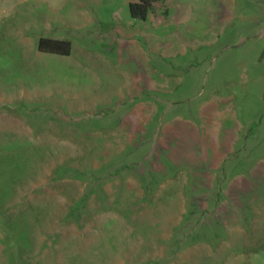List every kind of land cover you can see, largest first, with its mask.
<instances>
[{
	"label": "rangeland",
	"instance_id": "rangeland-1",
	"mask_svg": "<svg viewBox=\"0 0 264 264\" xmlns=\"http://www.w3.org/2000/svg\"><path fill=\"white\" fill-rule=\"evenodd\" d=\"M128 3L0 0V264H264V0Z\"/></svg>",
	"mask_w": 264,
	"mask_h": 264
},
{
	"label": "trees",
	"instance_id": "trees-1",
	"mask_svg": "<svg viewBox=\"0 0 264 264\" xmlns=\"http://www.w3.org/2000/svg\"><path fill=\"white\" fill-rule=\"evenodd\" d=\"M164 0H129L128 6L130 15L134 18L144 19L147 12L152 9V7L159 2ZM56 40L40 39L38 47L39 49L52 50L54 45L59 44Z\"/></svg>",
	"mask_w": 264,
	"mask_h": 264
}]
</instances>
